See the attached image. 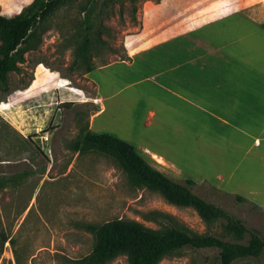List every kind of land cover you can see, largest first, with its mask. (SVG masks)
<instances>
[{
  "label": "rangeland",
  "instance_id": "rangeland-1",
  "mask_svg": "<svg viewBox=\"0 0 264 264\" xmlns=\"http://www.w3.org/2000/svg\"><path fill=\"white\" fill-rule=\"evenodd\" d=\"M32 1L0 0V15L12 17ZM231 15L251 20V28H262L264 0H65L37 28L24 61L0 84V264H77L92 252L96 229L120 219L153 230L176 226L236 242L224 231L223 221L206 222L195 207L173 204L133 179L117 155L82 149L87 132L111 135L132 144L149 166L167 177L178 182L195 178L157 162L147 151L152 148L143 135L145 91L152 86L148 68L98 69L126 59L134 42L143 46L148 30L163 37L168 35L167 24L178 18L192 26ZM86 34L90 42L81 54ZM137 76L138 86H127ZM99 97L105 100L100 103ZM160 115L154 121L161 120ZM200 132L196 134L202 142ZM252 158L239 164L238 181L246 186L250 182L264 195V179L242 180L251 175ZM255 171L264 177L263 167ZM192 181L195 194L264 239V209L223 186ZM103 264H129V258L120 253ZM157 264H219L218 251L184 248ZM234 264H264V253Z\"/></svg>",
  "mask_w": 264,
  "mask_h": 264
},
{
  "label": "crops",
  "instance_id": "crops-1",
  "mask_svg": "<svg viewBox=\"0 0 264 264\" xmlns=\"http://www.w3.org/2000/svg\"><path fill=\"white\" fill-rule=\"evenodd\" d=\"M167 25L168 35L148 30L143 46L134 42L126 59L98 70L147 67L152 84L145 91L148 153L264 209V195L237 177L239 164L252 155L251 175L242 180L264 179L255 171L264 168V27L251 28V20L236 15L192 26L178 18ZM138 35H144V27ZM140 78L127 86L137 87ZM159 111L161 120L154 121ZM198 132L204 133L202 142Z\"/></svg>",
  "mask_w": 264,
  "mask_h": 264
},
{
  "label": "trees",
  "instance_id": "trees-1",
  "mask_svg": "<svg viewBox=\"0 0 264 264\" xmlns=\"http://www.w3.org/2000/svg\"><path fill=\"white\" fill-rule=\"evenodd\" d=\"M65 0H33L12 17L0 15V84H6L10 72L18 70L24 54L35 38L37 28L64 3ZM133 1V0H131ZM158 3V2H157ZM86 34L80 48L83 54L89 45ZM23 45H25L23 47ZM99 149L117 155L126 172L136 181L158 190L171 203L193 206L206 222L223 221L224 231L236 242L214 235L191 234L176 226L161 230L144 227L135 221H109L95 231L96 244L92 252L77 264H103L120 253L128 255L129 264H157L165 255L184 248L215 249L219 264H234L247 258L258 259L264 253V239L256 230L215 204L193 192L194 181H175L153 169L136 152L132 144L107 134L85 133L82 149ZM242 201L241 198H237Z\"/></svg>",
  "mask_w": 264,
  "mask_h": 264
},
{
  "label": "built area",
  "instance_id": "built-area-1",
  "mask_svg": "<svg viewBox=\"0 0 264 264\" xmlns=\"http://www.w3.org/2000/svg\"><path fill=\"white\" fill-rule=\"evenodd\" d=\"M44 140L47 141V138H45Z\"/></svg>",
  "mask_w": 264,
  "mask_h": 264
}]
</instances>
